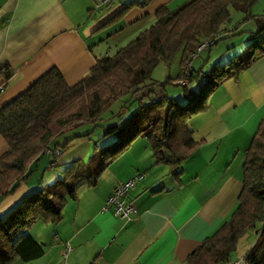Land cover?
<instances>
[{"label": "crops", "instance_id": "obj_1", "mask_svg": "<svg viewBox=\"0 0 264 264\" xmlns=\"http://www.w3.org/2000/svg\"><path fill=\"white\" fill-rule=\"evenodd\" d=\"M129 1L110 0L95 9L94 0H0V74L11 71L3 82L0 109L51 69L68 86L75 85L98 59L111 55L110 45L114 53L150 26L159 7L173 10L189 0H150L143 9L131 8L117 22L102 26ZM178 74L179 62L175 76H168L171 83ZM263 114L264 55L236 80L224 81L209 98L207 109L190 117L188 127L198 145L181 163L179 175L155 163L144 138L134 140L94 186L81 188L75 199L67 200L59 222L36 221L28 229L43 254L14 264H183L235 209L245 153ZM7 149L0 135V156ZM75 160L80 158L62 151L54 167L63 169ZM136 174L143 177L126 196L135 214L124 220L111 208L104 210L116 183ZM59 175L46 181L52 183ZM43 177L21 180L2 196L0 216L44 185ZM251 231L256 235L255 229ZM64 242L72 250L62 261L59 251Z\"/></svg>", "mask_w": 264, "mask_h": 264}, {"label": "trees", "instance_id": "obj_2", "mask_svg": "<svg viewBox=\"0 0 264 264\" xmlns=\"http://www.w3.org/2000/svg\"><path fill=\"white\" fill-rule=\"evenodd\" d=\"M257 0H189L173 10L165 6L154 13V22L140 31L114 53L96 61L88 76L68 86L56 69H51L24 93L0 109V135L8 149L0 156V198L10 193L29 174V165L46 149L60 154L75 138L71 134L62 143L52 139L83 123L96 124L119 101V112L134 101L136 109L120 122L105 128L119 143L112 149H92L85 162L75 160L61 170V179L38 187L23 196L0 216V264L30 261L43 254V248L29 233L36 222L55 224L62 218L67 200L75 199L83 187H92L101 174L121 156L138 137L144 138L155 163L168 166L172 175L181 173V163L196 149L198 142L188 120L208 107V100L226 80H236L255 60L264 55V15L251 9ZM150 0H131L104 25L117 22L131 8L143 9ZM231 10L241 12L240 23L252 21L248 46L234 54L224 65L213 64L206 73L195 75L191 68L183 88L186 104L163 93L166 82L151 79L152 70L168 64L181 51L179 74L195 48L205 38L215 44L230 21ZM209 45L207 49L211 46ZM191 65V64H190ZM11 76L0 74V84ZM182 76V74H181ZM193 90H190L191 86ZM196 87V88H195ZM160 96H157V94ZM72 126V127H70ZM70 127V128H69ZM48 164L55 165L56 159ZM242 188L230 217L187 256L183 264H231L237 240L247 230L256 232V240L243 255L246 264H264V114L247 147L243 161Z\"/></svg>", "mask_w": 264, "mask_h": 264}, {"label": "rangeland", "instance_id": "obj_3", "mask_svg": "<svg viewBox=\"0 0 264 264\" xmlns=\"http://www.w3.org/2000/svg\"><path fill=\"white\" fill-rule=\"evenodd\" d=\"M251 14L255 16L264 15V0H257L254 3V6L251 9ZM241 16V12L231 10L230 21L226 25V28L230 31L225 33L220 31L222 34L219 35L220 37L217 42L211 45L208 49L198 52L195 58L191 60L190 66L195 70V75L199 70L206 73L213 64L224 65L234 56V54H240L245 50L248 46V32L255 31L256 26L252 21L240 23ZM127 42L128 41H126V43ZM126 43L123 44L125 45ZM110 47L111 49H109L108 52L112 54L113 46L110 45ZM180 56L181 51H178L174 54L168 64L160 62L152 70L151 79L158 82L168 81L164 84L163 93L168 97L176 99L179 104H186V99L183 97V88L172 84L168 79L169 75L173 77L177 73ZM186 65L187 64L185 63L184 67H186ZM181 74L180 77L182 78ZM181 78L177 79L175 83H178ZM193 88L194 86L192 85L190 90H193ZM122 103V101H119L117 105L110 110V112L102 114L96 124L83 123L77 125L76 127L70 126L72 128L69 129L68 132L61 134L58 138L52 139L51 144L54 145L56 143H62L65 137H68L71 134H84L89 132V135L87 136L73 139V141L71 143L69 142L63 150V155L68 153V155L71 154L73 156H77L80 158L79 161L83 162L87 160L89 154L95 146L97 151L114 148L115 145L119 143L118 136L114 133L104 134L105 128L120 122L123 118L127 117L130 112L136 109V103L132 101L127 108L119 112V107ZM139 138L140 137L136 139ZM61 170L62 167H50L47 162V156H41L40 159L31 166L27 179L30 178L31 182L36 179L39 180L40 176L42 175L43 177L44 173L43 184H51L49 183L51 181H46L47 177H53L58 172L60 175L56 177L55 181L61 179ZM31 232L33 233L32 228ZM255 240L256 235L254 231L252 232L251 230H247L245 234L237 240L235 250L231 255V263L240 261L243 254H245L246 250L249 249V246H251Z\"/></svg>", "mask_w": 264, "mask_h": 264}, {"label": "built area", "instance_id": "obj_4", "mask_svg": "<svg viewBox=\"0 0 264 264\" xmlns=\"http://www.w3.org/2000/svg\"><path fill=\"white\" fill-rule=\"evenodd\" d=\"M109 2L110 0H94V8L100 9L101 7L107 5ZM212 43H213L212 38H205L199 43V45L197 46L195 50V53L192 54L190 57V60L187 61L186 63L187 65L184 68L183 73H182V78L178 83L182 85L188 84L189 74L191 71V68H190L191 60L195 58L198 52L202 50H206L207 47L211 45ZM3 89H4V84L1 83L0 93L3 91ZM44 154L50 157L51 159L60 154V149H54V150L46 149L44 151ZM49 165L52 166L53 164H49ZM142 177H143L142 174H136L132 178L126 181L116 183V185L113 187L110 195L108 196L105 202L104 210L111 208L115 216L119 217L120 219L129 220L130 217L135 214V208L129 201L126 200V196H127L128 191ZM71 250H72V247L69 244V242L62 243L60 251H59L62 261H65V259L67 258ZM231 264H246V263L244 261V258L242 257L240 261H237Z\"/></svg>", "mask_w": 264, "mask_h": 264}]
</instances>
